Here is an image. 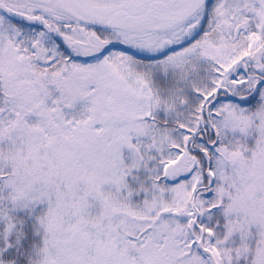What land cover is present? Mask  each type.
I'll list each match as a JSON object with an SVG mask.
<instances>
[{"label": "snow or ice", "instance_id": "6c2138e0", "mask_svg": "<svg viewBox=\"0 0 264 264\" xmlns=\"http://www.w3.org/2000/svg\"><path fill=\"white\" fill-rule=\"evenodd\" d=\"M0 264H264V0H0Z\"/></svg>", "mask_w": 264, "mask_h": 264}]
</instances>
